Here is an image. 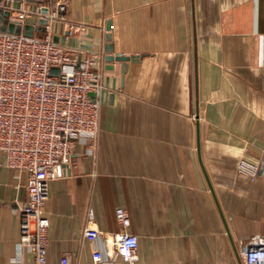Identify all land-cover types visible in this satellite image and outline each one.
Returning <instances> with one entry per match:
<instances>
[{"label":"crops","instance_id":"0c3cea01","mask_svg":"<svg viewBox=\"0 0 264 264\" xmlns=\"http://www.w3.org/2000/svg\"><path fill=\"white\" fill-rule=\"evenodd\" d=\"M66 15L86 24L78 37L100 53L103 87L91 151L74 140L48 182L46 258L241 264L239 243L264 233V179L234 168L264 161V0H66ZM25 180L0 151V264L32 261L15 249ZM116 206L136 236L133 262L113 254Z\"/></svg>","mask_w":264,"mask_h":264},{"label":"built area","instance_id":"2783aa9c","mask_svg":"<svg viewBox=\"0 0 264 264\" xmlns=\"http://www.w3.org/2000/svg\"><path fill=\"white\" fill-rule=\"evenodd\" d=\"M0 10H7V18L20 25L18 33L0 30V151L6 166L26 172L25 197L16 210L15 249L29 250L31 264H72L65 252L56 260L45 256L48 221L43 203L48 182L64 174L71 143H86L88 153L94 144L103 87L100 53L81 43L78 32L86 24L67 17L66 0H0ZM23 23L32 25L31 35L21 33ZM37 24L41 30L34 29ZM234 168L250 180L264 179V161L239 157ZM113 213L121 228L110 236L113 254L133 262L136 236L123 229L128 213L121 206ZM86 216L91 217L89 210ZM98 234L88 224L82 228L87 239ZM237 253L241 264H264V233H251L239 243ZM91 259L100 261V250L94 248Z\"/></svg>","mask_w":264,"mask_h":264},{"label":"water","instance_id":"95a60500","mask_svg":"<svg viewBox=\"0 0 264 264\" xmlns=\"http://www.w3.org/2000/svg\"><path fill=\"white\" fill-rule=\"evenodd\" d=\"M0 15L7 17L8 11L7 10H0ZM43 20H38V23H42ZM35 30H41L42 27L40 24H37L34 28ZM0 30H5L7 32H12V33H18L20 31V25L18 23L12 22L7 18L6 22L2 27H0ZM21 33L23 35H31L32 34V25L30 23H23L21 26ZM55 37H53L54 39ZM104 49L111 50V45L108 44L106 47L104 46ZM127 58V56L121 55L119 53H112V54H107L105 56V59H124ZM50 71L55 72L56 68H50Z\"/></svg>","mask_w":264,"mask_h":264},{"label":"rangeland","instance_id":"374dc122","mask_svg":"<svg viewBox=\"0 0 264 264\" xmlns=\"http://www.w3.org/2000/svg\"><path fill=\"white\" fill-rule=\"evenodd\" d=\"M6 20H7V17H4V16L0 15V27H2L4 25ZM53 37H55L54 40H56V35H54Z\"/></svg>","mask_w":264,"mask_h":264}]
</instances>
